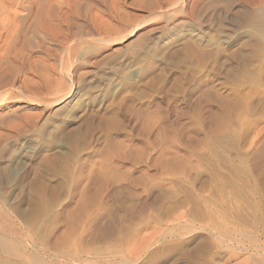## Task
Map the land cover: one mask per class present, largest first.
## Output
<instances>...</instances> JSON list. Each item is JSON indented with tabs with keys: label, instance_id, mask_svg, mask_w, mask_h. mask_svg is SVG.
I'll return each instance as SVG.
<instances>
[{
	"label": "rangeland",
	"instance_id": "374dc122",
	"mask_svg": "<svg viewBox=\"0 0 264 264\" xmlns=\"http://www.w3.org/2000/svg\"><path fill=\"white\" fill-rule=\"evenodd\" d=\"M202 1L150 14L126 0L144 23L114 47L68 38L70 68L10 64L0 115L36 125L0 152V264H264V21L236 28L251 0ZM19 16L0 24L2 64L30 53ZM183 18L194 32L143 39Z\"/></svg>",
	"mask_w": 264,
	"mask_h": 264
},
{
	"label": "bare ground",
	"instance_id": "6f19581e",
	"mask_svg": "<svg viewBox=\"0 0 264 264\" xmlns=\"http://www.w3.org/2000/svg\"><path fill=\"white\" fill-rule=\"evenodd\" d=\"M53 1L59 2L60 0H0V24L3 25L2 27L4 28V31H7V33H10V34H11L10 31H12V30L16 32L15 29H17L19 26H17L18 23L14 22V20H15V17L17 18V16H19L21 14L19 17H21L20 22H21L22 26L20 27L21 31H18V32H19L20 36L23 37V38H21L22 42L24 41V39L27 38L26 34H27V36H28V34H30V36H31L30 38H32L31 41L28 39L26 40V42L24 41L25 43L30 45L31 49L29 50L30 51L29 54H14V56L9 60V62L6 61L5 64L0 63V72L5 71L2 76L0 75V107H2V105L6 101L12 100V98H13V95L11 94L12 93L11 90H8L9 89L8 86L11 84L9 82L10 81L9 78H12V77H8V73H7V69L10 66V64H11V67H13L12 65L14 64L18 68H21L22 70H25V69L33 70V68L34 69L39 68L41 70H46V71L49 70L51 72H55V71L57 72L61 69L65 70L66 68H70L69 65L72 66V62L69 58V55L71 53H73L72 52L73 47H72V45H68L69 41H71V43L74 42V45L76 44L75 42H82L83 41V42L87 43V41H90V42H93L94 45L103 43V44L108 45V46L112 45V47H114L115 44H117V42H119L125 38V33L126 32L128 33V30L134 31L136 28H138L140 26V24L142 22L144 23V21H137V20H139V18H136V20L133 18H130V16L128 15V12H127V8H126L127 7L126 0H76V1L70 0V1H66L67 3H64L65 9L62 8L63 7L62 3L64 1V0H62V3H61V1L59 2V3H61V5L57 3L58 4V7H56L57 10H54L55 8H54V6H52V4L54 3ZM135 1L138 2V0H135ZM140 1L143 5H147L146 10H148L147 12L150 14L156 12L157 10L158 11L160 10L161 12H167L169 10L175 9V11H174L175 13L176 12L179 13V11H182V10H178V9H181V8H178V6H179V3L181 4V2L183 0H160V1L159 0L158 1L157 0L156 1L150 0V1H152V3L150 2L151 5H150V3H149V5L146 4L147 0H139L138 3H140ZM137 2H134V3H137ZM195 2L196 1H194V3ZM202 2H204V1H202ZM249 2H251V4H249L250 6H245L246 8H243L241 6L235 7L234 10L232 11L233 12L232 14L229 12V9L227 8L228 9L227 11L231 15H235L234 18L236 19V21L234 24H235L236 28H239V29L245 28V27H248L250 25H253V24L256 25L257 23H261L262 21H264V5L262 3L260 4L258 2L256 4V0H251ZM260 2H261V0H260ZM141 3H140V5H141ZM132 4H130V5L132 6ZM229 4H231V3H229ZM143 5H141V6H143ZM192 5H194V4H192ZM226 7H228V6H226ZM193 8H195V7H193ZM193 8L189 9L190 15L192 16L193 19L196 20V22L199 23V24H197L198 27L200 28L201 25H204V23H208L207 21H209V19L206 20L205 18H210V16L212 15V14H210L209 17L208 16L206 17V15H207L206 11L208 9L201 7V10L199 9L200 11L194 15ZM19 11H21V13ZM17 12L20 14H18ZM228 12H226V13H228ZM130 15H132V14H130ZM225 16H227V14ZM133 17H136V16H134V14H133ZM168 20H170V19H168ZM78 21H81V22L78 23ZM154 21H156V20H154ZM189 22H190V20H187L185 18L177 19L172 23L171 26H169V28L167 27L168 29L167 28L166 29H160L157 27L155 29L153 28V29L149 30L147 32V35L145 37H143V39L151 40V41H160L165 36L166 30L167 31H173V30H176L179 28L183 29V30L187 29L190 32H194V30H196V29H194L195 25L193 26V25H191V22L190 23ZM62 25L63 26L66 25V26L71 27L72 31H71L70 35H68L69 37L62 34V31H63V30H61ZM205 26H206V24H205ZM5 29H7V30H5ZM198 30H200V29H198ZM129 33H130V31H129ZM15 34H18V33H15ZM13 35H14V33H13ZM28 38H29V36H28ZM200 38H201L200 36L199 37L197 35L195 36V39L197 41H200ZM226 42H224L223 44H225ZM102 45H99V47ZM22 46H24V45H22ZM25 47H22V48H25ZM105 47H107V46H105ZM28 49H29V47H28ZM100 49H101V47H100ZM102 49H103V47H102ZM113 50L117 51V50H119V48L113 49ZM99 51H101V50H99ZM99 51H97L98 54H100ZM118 52H120V50ZM34 54H37V55L33 57L32 55H34ZM118 54L119 53H117V55ZM104 55L106 56L107 54H104ZM111 61H112V59H111ZM3 62H5V61H3ZM100 63H102V62H100ZM109 63H110V65H112L111 62H109ZM91 64H92V62H91ZM93 64H97V60ZM113 67L114 66L112 65L111 69ZM108 69H109V66H108ZM46 71H45V73H46ZM55 74H57V73H55ZM14 78L15 77L13 76L11 81L14 80ZM24 80H25V78H24ZM21 87H23V86H21ZM24 87H26V86H24ZM29 90H31V89L27 88L26 90H22L21 93L25 97H27L30 101H34L37 98V96L34 92L29 91ZM52 95H55V93L54 92L50 93L49 97ZM55 97L56 96H54V98H50V99L45 97V98H43V100H44L43 102H45L47 104H49V103L51 104L52 102L57 103V101H60V100H58L61 98L60 96H59L60 98H55ZM53 104H51V105H53ZM3 113H2V115H0V129H4V132H5V130H7V131L11 132V134L10 133L8 134L6 132L1 133L2 132V130H1V132H0V152L4 149V147L6 145H8V142H11V141L14 143H16L18 141H20V142L22 141V145H23V143H24L23 141L27 137L26 134H29L28 132H30L31 130L33 133V128L36 125L35 124L36 122L33 120L34 118H31L30 116H29V118H31L35 122L34 126H33V122L27 118L25 119L26 121L24 120L25 121L24 123H17V122H19L17 120H16L17 122L15 121V119H19L18 115H17V113H18L17 110H14V111L10 110V112H6L4 114ZM51 113H53V111ZM47 117H46V120H47ZM43 119H45V117ZM21 122H23V121H21ZM44 124H45V121L40 123V126L41 125L43 126ZM32 126H33V128H32ZM30 128H32V129L30 130ZM30 134H31V132H30ZM12 135H14V136H12ZM27 149H29V150H27ZM27 149H24L25 158L27 156L28 151H29V153L32 152V149H30V148H27ZM0 156L2 157V155H0ZM1 160H2V158H1ZM21 161L24 162V160H21ZM20 164H22V162Z\"/></svg>",
	"mask_w": 264,
	"mask_h": 264
}]
</instances>
